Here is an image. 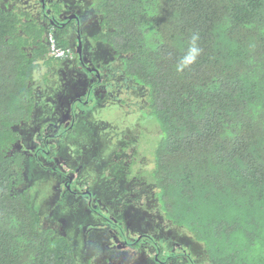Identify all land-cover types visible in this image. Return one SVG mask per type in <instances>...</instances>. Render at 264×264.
<instances>
[{
	"label": "trees",
	"instance_id": "trees-1",
	"mask_svg": "<svg viewBox=\"0 0 264 264\" xmlns=\"http://www.w3.org/2000/svg\"><path fill=\"white\" fill-rule=\"evenodd\" d=\"M12 1L0 0V264H78L35 206L17 150L49 80L39 61L52 65L51 38L67 42L46 36L32 3ZM66 1L95 14L98 41L126 56L160 126L143 152L149 167L128 168L134 185L152 190L162 220L201 243L210 264H264V0ZM194 33L202 54L177 74Z\"/></svg>",
	"mask_w": 264,
	"mask_h": 264
},
{
	"label": "flooded vegetation",
	"instance_id": "flooded-vegetation-1",
	"mask_svg": "<svg viewBox=\"0 0 264 264\" xmlns=\"http://www.w3.org/2000/svg\"><path fill=\"white\" fill-rule=\"evenodd\" d=\"M25 1L32 3L33 8L30 11L33 18L46 27V36L50 35L61 42L65 41L68 47L62 57L50 54L53 57L50 60L52 65H46L45 60L39 61L36 74L41 79H49L39 86V92H45V97L42 95L32 119L24 124L26 129L19 130L22 139L18 143L17 150L27 157V173L29 177L32 175V178H29V185L38 179L46 180L49 177L50 182L55 184L56 193L55 199L50 201L55 203L57 200L59 205L64 202L52 212L56 217L48 218L44 215V222L49 224L52 221L54 224L65 222L68 225L80 215L81 221L84 222L82 227L85 233L89 227L95 229L97 233L87 240L89 246L94 243L95 237L105 233L109 239V250L128 252L130 257L133 254L147 255L153 264H210L205 253L197 258L185 244L167 241V244L163 245L155 236L134 230L131 222L132 219L138 222L139 215L133 216L132 219H128V215V218L124 217V220L119 222L105 209L101 191H97V188L92 189L87 181L88 178L84 177L87 169L98 162L93 161L95 154L92 146H86L84 151L78 148L80 147L79 144L77 145L80 142L78 139L82 140V137H86L87 132L83 130L82 133L80 130L83 127H90L91 124L95 126L92 122V116L95 114L93 110L108 109L110 106L120 107L121 99L127 103L121 106L126 112L132 109L142 111L144 102L138 92L139 86L124 70L123 60L126 56L114 51L109 44L98 41L97 32L101 27L93 12L87 11L83 14L80 6L66 0ZM12 2L15 6H19L20 0ZM64 29H67L66 33L60 31ZM94 129V136L89 139L94 147L100 148L99 144H102V141L97 129ZM142 133L143 131H140L137 135ZM73 135L76 136L71 138ZM82 142L89 144L88 139H83ZM130 148L125 140L118 146L119 154L115 153L111 157L113 163H121L122 171L124 166L127 169L124 171L129 172L128 168L133 163L140 170L144 164L138 154H135L138 152L137 143L133 149ZM95 153L97 155V150ZM124 158L128 161L125 162ZM118 177L119 175L114 178L118 179ZM114 181L116 182L113 180L111 184ZM42 183L46 188L49 181ZM131 183L136 184L134 177ZM144 188L137 186L135 191L145 195ZM128 198L131 199L128 202L133 199L131 196ZM136 200L143 202V199L133 201ZM53 228L57 232L58 229L54 226ZM60 234L72 241L66 233L60 232ZM91 262L93 259L88 260L87 264Z\"/></svg>",
	"mask_w": 264,
	"mask_h": 264
},
{
	"label": "rangeland",
	"instance_id": "rangeland-1",
	"mask_svg": "<svg viewBox=\"0 0 264 264\" xmlns=\"http://www.w3.org/2000/svg\"><path fill=\"white\" fill-rule=\"evenodd\" d=\"M21 1L25 2L24 0ZM81 12L83 14L85 13L83 10ZM41 90L42 89H40V91ZM42 95L45 97V92H39L40 99H42ZM120 103L121 106L127 104L122 99ZM121 106H110L111 108L109 107L108 109L103 108L93 110L95 114L92 116V122L95 126H92L91 124L88 128H81L80 132L83 133V130L87 131V138L82 137L81 139H88L90 145L88 143L84 144L82 140L78 139V141H80L77 143V145H80L78 148L84 151L86 150V146H92L95 154L93 161H95V163L98 162V164L93 165L92 168L87 169L84 177L88 178L87 181L92 186V189L97 188V191H101L103 206L115 217V219H118L117 221L122 222L124 217L126 218L128 215V219H132L133 216L137 217L139 215L138 217L140 218L138 219V222H134L132 219L131 226L134 227V230H140L143 231V233L146 232L147 234L155 236L157 240L162 241L163 245L167 244V241L185 244L197 258L200 257L202 253H205L206 255L204 246L201 243L196 242L186 230L173 227L169 222H164L162 220L161 216L163 215V212L160 209V204L154 197L152 190L148 188H144V191L146 192L142 190V193L144 192L143 194H147L148 203L144 202L146 198H144L142 203L138 200L133 201L134 199H143L142 194H138L135 191L137 186L131 183V179L134 177L131 175L134 173L130 172V170V174H127L126 171H122L121 163H113L111 157L115 155V153L116 155L119 154L118 146L126 140L131 147L130 149H133L137 143L138 152L135 154H138L137 156L147 163L148 158H144L142 154L144 150L147 151L146 148H150L151 145H154L153 136H161V129L155 117L150 116L144 110L135 111L132 109L130 112H126V109ZM94 128L97 129L99 138L102 141V144H99L100 148L94 147L89 139V137L94 136ZM140 131H143V133L137 135ZM146 134H148L147 137L144 136ZM75 136L76 135H73L71 138H74ZM95 150H97V155ZM124 161H128L127 158H124ZM147 165L148 164L144 166V164H142L140 168H148L149 166ZM118 175V179H115L114 177ZM48 178H46V180L47 182L49 181L48 185L50 186L47 185L45 188V184L42 182H46V180L38 179L31 185V194L33 195L35 206L40 211L44 212V214L46 213L45 216L47 215L48 218H51L56 217L52 212H55L57 210L56 208L64 204V202L59 205L57 200H55V203L50 201L51 199H55L56 193L54 189L55 184L50 182L51 179ZM113 180H116V182L114 181V183L111 184V181L113 182ZM140 188L142 187L140 186ZM130 196H132L133 199L128 202V200H131L128 198ZM134 202H136V204ZM75 210L77 211V208ZM81 220L80 215H78L73 221H70L68 225L65 222H56L54 224V221H52L50 224L49 222L47 223L50 227L53 225L61 233H66V235L71 238V244L76 253L78 264H87V261L92 259L93 262H91V264H153L151 263L152 260L149 259L147 255L141 256L140 254H133V256L130 257V253L128 252L115 249L109 250V239H107L105 233L99 234L100 238L95 237L94 243L89 246L90 243L87 240L96 232L95 229L89 227L86 229L85 233L84 228L82 227L84 222ZM107 225L111 227V225ZM152 225H154V227ZM96 235L97 233L95 236Z\"/></svg>",
	"mask_w": 264,
	"mask_h": 264
},
{
	"label": "clouds",
	"instance_id": "clouds-1",
	"mask_svg": "<svg viewBox=\"0 0 264 264\" xmlns=\"http://www.w3.org/2000/svg\"><path fill=\"white\" fill-rule=\"evenodd\" d=\"M200 36L194 33L190 37L187 51L175 63V71L177 74H184L191 71L192 67L198 62L202 54V48L199 46Z\"/></svg>",
	"mask_w": 264,
	"mask_h": 264
},
{
	"label": "built area",
	"instance_id": "built-area-1",
	"mask_svg": "<svg viewBox=\"0 0 264 264\" xmlns=\"http://www.w3.org/2000/svg\"><path fill=\"white\" fill-rule=\"evenodd\" d=\"M52 46H51V54L57 56V57H62L65 54V50L60 49L57 47L55 40L51 38Z\"/></svg>",
	"mask_w": 264,
	"mask_h": 264
}]
</instances>
